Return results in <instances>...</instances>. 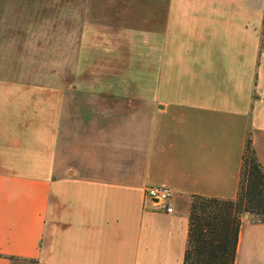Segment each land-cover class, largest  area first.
Listing matches in <instances>:
<instances>
[{"label":"crops","instance_id":"1","mask_svg":"<svg viewBox=\"0 0 264 264\" xmlns=\"http://www.w3.org/2000/svg\"><path fill=\"white\" fill-rule=\"evenodd\" d=\"M0 11L14 33L49 34L43 64L58 51L69 69L0 77V264H183L191 197H236L248 135L264 168V0ZM235 264H264L250 215Z\"/></svg>","mask_w":264,"mask_h":264},{"label":"trees","instance_id":"2","mask_svg":"<svg viewBox=\"0 0 264 264\" xmlns=\"http://www.w3.org/2000/svg\"><path fill=\"white\" fill-rule=\"evenodd\" d=\"M246 215L264 223V168L250 135L245 140L236 197H191L183 264H235L239 231Z\"/></svg>","mask_w":264,"mask_h":264},{"label":"rangeland","instance_id":"3","mask_svg":"<svg viewBox=\"0 0 264 264\" xmlns=\"http://www.w3.org/2000/svg\"><path fill=\"white\" fill-rule=\"evenodd\" d=\"M114 5L117 10L120 9V3ZM8 21L0 16V77L43 81L52 71L67 75L69 69L67 71L65 66L62 68L59 64L58 51L54 53L52 64H43V61H47L44 58L47 52L43 48L48 47L46 40L49 34L14 33ZM67 77L71 80V77Z\"/></svg>","mask_w":264,"mask_h":264},{"label":"built area","instance_id":"4","mask_svg":"<svg viewBox=\"0 0 264 264\" xmlns=\"http://www.w3.org/2000/svg\"><path fill=\"white\" fill-rule=\"evenodd\" d=\"M144 195L156 204L158 211L172 212V207L169 205L172 193L169 189L159 186H149L144 189Z\"/></svg>","mask_w":264,"mask_h":264},{"label":"water","instance_id":"5","mask_svg":"<svg viewBox=\"0 0 264 264\" xmlns=\"http://www.w3.org/2000/svg\"><path fill=\"white\" fill-rule=\"evenodd\" d=\"M247 216V215H246Z\"/></svg>","mask_w":264,"mask_h":264}]
</instances>
